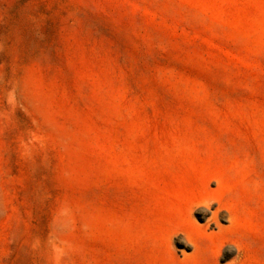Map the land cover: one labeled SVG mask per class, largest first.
I'll list each match as a JSON object with an SVG mask.
<instances>
[{
	"label": "rangeland",
	"instance_id": "rangeland-1",
	"mask_svg": "<svg viewBox=\"0 0 264 264\" xmlns=\"http://www.w3.org/2000/svg\"><path fill=\"white\" fill-rule=\"evenodd\" d=\"M0 264H264V0H0Z\"/></svg>",
	"mask_w": 264,
	"mask_h": 264
},
{
	"label": "clouds",
	"instance_id": "clouds-1",
	"mask_svg": "<svg viewBox=\"0 0 264 264\" xmlns=\"http://www.w3.org/2000/svg\"><path fill=\"white\" fill-rule=\"evenodd\" d=\"M204 212H206L207 211V209L206 208H201Z\"/></svg>",
	"mask_w": 264,
	"mask_h": 264
}]
</instances>
